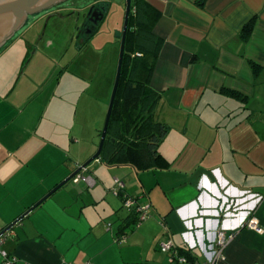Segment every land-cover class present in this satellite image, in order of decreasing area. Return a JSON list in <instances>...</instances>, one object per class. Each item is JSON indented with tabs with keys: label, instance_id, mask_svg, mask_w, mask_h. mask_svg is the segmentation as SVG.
I'll return each instance as SVG.
<instances>
[{
	"label": "crops",
	"instance_id": "1",
	"mask_svg": "<svg viewBox=\"0 0 264 264\" xmlns=\"http://www.w3.org/2000/svg\"><path fill=\"white\" fill-rule=\"evenodd\" d=\"M144 2L156 10L152 33L161 41L148 83L159 95L155 116L169 127L158 145L167 163L138 170L92 161L81 171L92 185L68 181L11 228L0 245L11 264H167L159 248L167 237L204 263L221 228L234 237L217 264H264V0ZM48 39L25 46L34 51L26 65L28 55L10 56L0 71V230L97 146L71 134L86 90L66 87L69 65L49 54ZM72 41L77 52L90 43ZM36 93L45 102L37 118ZM125 196L146 208L139 225Z\"/></svg>",
	"mask_w": 264,
	"mask_h": 264
},
{
	"label": "rangeland",
	"instance_id": "2",
	"mask_svg": "<svg viewBox=\"0 0 264 264\" xmlns=\"http://www.w3.org/2000/svg\"><path fill=\"white\" fill-rule=\"evenodd\" d=\"M65 2L69 4L59 9L58 15L50 17L47 23H44L43 19H41L33 26L27 25L24 27V25L20 31H17L5 43L0 51V71H5L4 67L8 60L10 61V56H12L11 59H15L16 57L22 58L28 55L24 64L26 65L34 51L32 48L29 50L25 46L31 44V42H40L43 36L46 39L50 38L46 42L52 39L55 44L49 48H46L47 45H45V48L51 51L49 54L61 55V58L67 61L69 68L67 69V73H65L66 77L63 78V82H67L66 87L68 86L71 90L75 89L71 87H75L76 85L77 90L79 89L78 86L82 90H86V93L82 97V102L79 105L78 112L75 115L77 123L72 127L71 134L74 136H82L81 144L84 148L90 144L91 139L98 146L100 135L95 136L94 129L98 128L101 130L103 127L113 88L114 80L112 81L111 76L113 75V79H115L120 49V37L116 34L119 33L121 36L125 0H67ZM92 5L101 7L105 11V15L95 35L87 41L90 43L81 52H77L74 44L68 48V42H73L72 36L75 34V31L76 34L79 33V29L81 31L84 14ZM80 33L82 38L85 37L83 31ZM19 42L24 44L18 45L17 43ZM75 42H79V40L77 39ZM6 50H8L7 53H5ZM3 53L6 55L3 56ZM6 70H11V68H7ZM36 70L37 72L39 71V66ZM21 71L22 69L19 70V72ZM81 75H85V77L82 78ZM95 92L98 93L95 94ZM71 98L74 99L71 100ZM44 103L41 93L39 95L36 93L30 104L35 118L41 115ZM75 103V97L68 95L67 104L73 105L72 108L71 106L69 108V105L67 106L71 117L74 114ZM95 105L98 106L97 110H95ZM92 106L93 108H91ZM67 162L70 164L71 160L68 159Z\"/></svg>",
	"mask_w": 264,
	"mask_h": 264
},
{
	"label": "trees",
	"instance_id": "3",
	"mask_svg": "<svg viewBox=\"0 0 264 264\" xmlns=\"http://www.w3.org/2000/svg\"><path fill=\"white\" fill-rule=\"evenodd\" d=\"M155 15L156 10L144 0H131L121 74L99 157L106 165H130L142 170L157 162L167 163L158 152V145L169 127L155 116L159 95L148 83L161 46V41L152 33ZM252 24L253 19L243 26L240 33L243 40L249 37ZM99 25L81 42L89 41ZM177 248L191 261L195 260L189 250Z\"/></svg>",
	"mask_w": 264,
	"mask_h": 264
},
{
	"label": "water",
	"instance_id": "4",
	"mask_svg": "<svg viewBox=\"0 0 264 264\" xmlns=\"http://www.w3.org/2000/svg\"><path fill=\"white\" fill-rule=\"evenodd\" d=\"M67 0H0V48H2L5 43L12 38V36L19 31L25 24L28 16L38 14L45 10H48L60 3H63ZM131 6V0H125V11H124V19H123V27L121 30L120 36V49L119 56L117 62V69L115 74V79L113 83V88L111 91L104 124L100 134V140L97 146L96 151L85 161L83 162L77 169L71 172L67 177H65L62 181L56 184L49 192L43 195L39 200L34 202L31 206H29L22 214H20L15 220H13L10 224L0 230V235L4 234L6 231L11 229L15 224H17L20 220H22L30 211H32L36 206H38L43 200H45L50 194H52L55 190L60 188L62 185L70 181L76 174L81 173L83 169L86 168L92 161L99 159L100 153L103 147V143L106 136L107 126L110 120L113 103L116 96V91L118 87V82L121 74V66L122 59L124 53V44L126 37V30L128 24L129 11ZM90 8L87 11L89 15L91 12ZM93 14L97 17L94 20L89 19L92 25L95 27L98 25V22L102 21L104 16V11L101 10L98 14L97 11H94ZM39 42H35V45H38ZM33 46V47H34Z\"/></svg>",
	"mask_w": 264,
	"mask_h": 264
},
{
	"label": "built area",
	"instance_id": "5",
	"mask_svg": "<svg viewBox=\"0 0 264 264\" xmlns=\"http://www.w3.org/2000/svg\"><path fill=\"white\" fill-rule=\"evenodd\" d=\"M136 55L140 56V53ZM73 182L83 181L88 185L94 183V179L91 176L84 175L82 173L76 174L72 178ZM116 183L120 186L121 183L115 180ZM115 193V191H114ZM257 201L262 199V196H256ZM123 206L128 210H132L137 214V222L139 225L143 220L148 217L145 206L139 205L136 200L132 197H125L123 201ZM247 226L250 228H256L253 221H248ZM14 235V232L9 229L4 234L0 235V245L7 238ZM234 237L233 231L226 232L223 228L216 229L214 232V237L208 248L204 250L207 260L204 263H199L197 260L191 261L187 255L180 253V250L176 247L173 240L170 237H167L163 241L159 242V248L162 252L167 254L168 263L167 264H217L219 261L225 259V248L229 242ZM125 240L124 235H119L116 238V241L121 243ZM0 255L4 259V264H11L15 260V257L9 259L7 253L4 250L0 249ZM86 264H91L87 262Z\"/></svg>",
	"mask_w": 264,
	"mask_h": 264
},
{
	"label": "flooded vegetation",
	"instance_id": "6",
	"mask_svg": "<svg viewBox=\"0 0 264 264\" xmlns=\"http://www.w3.org/2000/svg\"><path fill=\"white\" fill-rule=\"evenodd\" d=\"M66 2H64V3H60V4H58V5H56V6H54V7H52V8H50V9H48V10H45V11H43V12H40V13H38V14H35V15H31V16H28V18H27V20H26V22H25V26L24 27H26L27 25H29V26H33L34 24H36V23H38V21L39 20H41V19H43V22L45 23H47V21L49 20V18L50 17H53L54 15H58V11H59V9H61V8H63L65 5H68L69 3H66ZM92 9H91V12H90V14L88 15L87 14V11L89 10V9H87V11L85 12V14H84V20H83V24H82V28H81V31H80V29H79V33L78 34H76V31H75V34L72 36V40H74V41H76L77 39L79 40V42H81L82 41V39L84 38H82L80 35H81V33L80 32H82L83 31V33L85 34V35H88L91 31H92V29L94 28V26L92 25V23L89 21V19H91V20H94V19H96L97 17L93 14V12L94 11H97V14L101 11V10H103L101 7H96V6H94V5H92V7H91ZM104 11V10H103ZM104 15H105V11H104ZM103 18H104V16H103ZM102 21H103V19H102ZM102 21H100V22H98V24H100ZM22 29V28H21ZM20 29V30H21ZM29 29V28H28ZM76 29H78V28H76ZM75 29V30H76ZM19 30V31H20ZM15 35V34H14ZM13 35V36H14ZM12 36V37H13ZM24 36V35H23Z\"/></svg>",
	"mask_w": 264,
	"mask_h": 264
}]
</instances>
